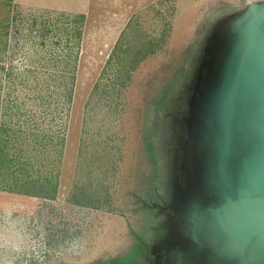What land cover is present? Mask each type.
Returning a JSON list of instances; mask_svg holds the SVG:
<instances>
[{"label":"rangeland","instance_id":"obj_1","mask_svg":"<svg viewBox=\"0 0 264 264\" xmlns=\"http://www.w3.org/2000/svg\"><path fill=\"white\" fill-rule=\"evenodd\" d=\"M252 5L0 0V264H164L191 245V204H214L219 66ZM213 49L197 108L188 71Z\"/></svg>","mask_w":264,"mask_h":264},{"label":"water","instance_id":"obj_2","mask_svg":"<svg viewBox=\"0 0 264 264\" xmlns=\"http://www.w3.org/2000/svg\"><path fill=\"white\" fill-rule=\"evenodd\" d=\"M204 193L185 217L191 252L264 264V6L252 5L219 66ZM206 200V197H205Z\"/></svg>","mask_w":264,"mask_h":264},{"label":"trees","instance_id":"obj_3","mask_svg":"<svg viewBox=\"0 0 264 264\" xmlns=\"http://www.w3.org/2000/svg\"><path fill=\"white\" fill-rule=\"evenodd\" d=\"M6 36H7L6 32H3V33L1 32L0 33V52L2 51V49H4L6 47V42H7L6 41ZM208 56L210 57L209 58L210 62H208V64L206 66H204V64L202 65V63H198L196 65V63H197V60H196L195 64L192 65L193 69H192V67H190V69L188 71V72H190L189 79H191L194 82V85H195L194 86L195 87L194 88V92H195L194 93V96H195L194 100H196L195 107H197V108L201 104L203 91L206 90L209 87V85H210V80H211L212 75H213L214 70H215V62H216L215 58L216 57L219 58L218 53L214 52V49H213V51H212V53L210 55L209 54L206 55V53H205V58L208 57ZM218 58H217V60H218ZM1 69H2V67L0 66V70ZM12 75H15V74H13L12 72L11 73H7V76H8L9 79L13 78ZM16 76L20 77L21 75L20 76L16 75ZM24 77H22L23 80H21L22 87H26V85L27 86L30 85V87H32V84H30V81L28 79H25ZM6 86L8 87V91H10V93H8L9 94L8 96L12 99V102L15 103V105H17L15 101H17L19 96L11 97V95L14 94L15 90L11 91L9 89V84L8 83H7ZM34 86H35L37 91L40 90V89H38L37 84L34 83ZM0 87H1V85H0ZM0 162H5V161H3V159H0ZM9 173H12L11 169H10V167H6L4 169V173H2V174H9Z\"/></svg>","mask_w":264,"mask_h":264},{"label":"flooded vegetation","instance_id":"obj_4","mask_svg":"<svg viewBox=\"0 0 264 264\" xmlns=\"http://www.w3.org/2000/svg\"><path fill=\"white\" fill-rule=\"evenodd\" d=\"M172 215V214H171ZM190 245H180L177 248H166L164 264H235V259L217 258L208 251L191 252Z\"/></svg>","mask_w":264,"mask_h":264}]
</instances>
